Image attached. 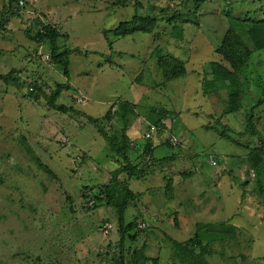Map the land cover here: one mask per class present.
I'll return each instance as SVG.
<instances>
[{"label":"rangeland","instance_id":"rangeland-1","mask_svg":"<svg viewBox=\"0 0 264 264\" xmlns=\"http://www.w3.org/2000/svg\"><path fill=\"white\" fill-rule=\"evenodd\" d=\"M118 1L17 0L15 16L0 0V20L7 22L0 33V264H120L121 258L118 213L102 200L99 187L119 164L85 116L49 108L45 95L67 79L51 59V45L38 39L35 21L58 27L62 48L83 51L71 55L72 87L60 104L120 134L122 121L104 117L118 101L130 102L137 115L128 133L141 140L164 118L166 128H158L151 141L155 158L167 160L143 167L144 177L130 180L142 196L126 211V222L138 219L148 227L131 233L135 238L127 235V264L144 245L147 264H173L175 245L168 237L186 243L197 224L222 222L237 227L236 237L205 241L211 253L202 260L264 264V50L254 52L240 72L243 108L229 111L228 90L206 81L212 79L210 63L224 62L218 48L227 31L244 30L240 18L264 17V0L234 7L232 0H141L140 14L159 21L155 31L121 38L113 52L104 31L135 15L134 0ZM157 48L183 61L186 75L168 82ZM13 69L21 71L17 85L1 78ZM34 83L41 87L37 100L28 97ZM260 101L249 133V116ZM172 136L177 145H160ZM257 148L261 171L254 166ZM170 179L173 200L166 190ZM105 222L114 225L108 235L101 230Z\"/></svg>","mask_w":264,"mask_h":264},{"label":"trees","instance_id":"trees-1","mask_svg":"<svg viewBox=\"0 0 264 264\" xmlns=\"http://www.w3.org/2000/svg\"><path fill=\"white\" fill-rule=\"evenodd\" d=\"M134 1L135 15L132 19L121 21L115 28L104 31L108 44L113 52V47L116 41L138 32L152 34L158 25L159 21L156 17H152L149 14H140V10L143 7L141 0ZM246 1L247 0H232L231 6L234 7ZM16 2L17 0H4V11L10 15L19 16L18 11L15 9ZM125 2H128V0L118 1L119 5H126ZM176 20L182 24L185 23L177 18ZM239 20L242 21L243 26L245 24L246 28L243 30V27H241L240 31H238L235 27H232L227 31L222 44L218 48V52L222 55L224 62H211L208 68L209 75L212 79L206 80L207 85L213 87V89L216 88L218 90L219 87H225L228 90L229 111L231 112L243 108L245 91L242 86L243 83L240 72L249 66L254 52L264 50V17L256 18L247 16L246 18H240ZM5 24H7V22H2L0 20V33L3 30H7ZM34 25L41 26V31L37 33V37L40 41H47L51 45V59L57 67H60L59 69H62V73L67 79L66 83H59L55 88H52L49 95H45L49 108L64 114L73 112L85 116L107 140L111 147V151L116 156L119 167L113 171L111 179L108 182L99 185V187L101 194L104 195L103 198L101 197L102 200L105 199L106 204L113 207L118 213L120 231L119 249L121 252L120 264H127L124 256L127 235L132 237L131 233L139 234L142 231H145L148 227L147 223L144 222L146 224L145 228H140L138 219H134L129 223L126 222V211L142 196L141 193L135 192L131 188L130 180L143 178L145 175V169L143 167L147 166L148 168L151 163L161 162L164 159L167 160V158H155L154 153L157 145H154L151 141L154 136L147 140H141L133 138L131 134L128 133L132 126V118L137 115L135 110L136 106L134 104L123 100L118 101L107 111V114L104 117L106 120L110 121L116 118L122 121L124 128L120 134L116 131H114V133L107 131L104 122H102L101 119L88 115L72 105L68 106L60 104L58 100L62 93L69 91L72 87L71 55L74 53H83V51L80 48H62L59 45L61 32L58 27L46 25L39 21H35ZM156 54L158 56V65L163 70L164 76L168 82H172L186 75L187 70L183 61L177 59L171 54H163L161 48L156 49ZM20 72L21 71L18 69H13L10 73L3 75L1 78L8 84L13 83L17 85L21 81ZM40 88L41 87L38 86L37 83L32 84L28 97L36 100L39 99L38 93ZM262 104L263 101H260L253 106L252 114L249 116V133L254 132L255 130L253 112ZM114 107H116V109H114ZM154 125L159 129L166 128L163 117H159L154 121ZM142 138H144V136H142ZM142 142H145V144ZM159 143L160 145H171L169 139L164 140L163 143L161 141ZM141 150H143V153L140 155L139 152ZM252 154L256 158L254 166L258 168V171H261L262 158L259 156V149H254ZM140 156L143 157V161L134 163L133 160ZM147 157L150 158L148 159L149 163H147ZM172 160H174V157ZM48 171L52 175H55L51 169H48ZM122 175L125 176L122 178ZM172 184L173 180L170 179L169 186H167L166 190L168 197L173 200L174 195ZM197 228L195 236L186 243H180L179 241L168 237L175 245L176 260L173 264H207L202 260L204 256L211 253L207 243L225 241L228 238H234L236 237L238 230L237 227L230 222H222L218 224L199 223L197 224ZM135 237L136 235L132 238ZM205 241H207V243ZM197 249H200V253L198 254ZM146 252V245L136 249L130 264H147L150 259L146 255Z\"/></svg>","mask_w":264,"mask_h":264},{"label":"built area","instance_id":"built-area-1","mask_svg":"<svg viewBox=\"0 0 264 264\" xmlns=\"http://www.w3.org/2000/svg\"><path fill=\"white\" fill-rule=\"evenodd\" d=\"M21 3L23 4V1H21ZM82 100H83L82 98H79V101H82ZM155 133H158L157 126L150 125L148 130L144 134V138L145 139L151 138ZM169 141L172 145H177L178 143V139L175 136L170 137ZM145 226L146 224L144 222L140 223V228H145ZM113 229H114V225L111 222H105L104 225L101 227V230L103 231L105 235H108L110 232H112Z\"/></svg>","mask_w":264,"mask_h":264},{"label":"crops","instance_id":"crops-1","mask_svg":"<svg viewBox=\"0 0 264 264\" xmlns=\"http://www.w3.org/2000/svg\"><path fill=\"white\" fill-rule=\"evenodd\" d=\"M143 136V135H142ZM157 148V147H156ZM156 148H155V150H156Z\"/></svg>","mask_w":264,"mask_h":264}]
</instances>
